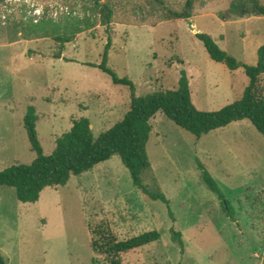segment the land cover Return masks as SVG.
<instances>
[{"label": "rangeland", "instance_id": "rangeland-1", "mask_svg": "<svg viewBox=\"0 0 264 264\" xmlns=\"http://www.w3.org/2000/svg\"><path fill=\"white\" fill-rule=\"evenodd\" d=\"M186 1L0 0V171L36 159L24 127L29 107L51 155L75 120L88 118L99 137L124 119L133 98L176 90L182 72L200 111L240 100L249 85L244 68L213 61L196 35H210L240 64L256 66L264 16L224 20L233 4L249 0H196L191 19H175ZM109 39L108 66L134 83V95L91 66L102 64ZM151 124V171L143 181L150 190L160 186L170 206L148 199L119 156L45 189L36 204L0 186V252L7 264H109L91 247V232L103 221L120 241L161 234L159 242L124 255V264H264V136L248 120L201 139L163 113ZM199 163L233 206L235 221ZM173 230L182 233L184 251Z\"/></svg>", "mask_w": 264, "mask_h": 264}, {"label": "trees", "instance_id": "trees-1", "mask_svg": "<svg viewBox=\"0 0 264 264\" xmlns=\"http://www.w3.org/2000/svg\"><path fill=\"white\" fill-rule=\"evenodd\" d=\"M94 1L99 4L101 0ZM195 1L187 0L184 11L173 13L172 16L177 20L191 19ZM252 16H264V6L259 0L233 4L223 15V19L237 20ZM107 19L110 20V15H107ZM196 37L205 46L213 61L226 64L231 71L244 68L249 85L240 100L219 111H200L192 102L189 80L186 73L182 72L176 90L133 98L124 119L99 137L93 134L88 118L75 120L71 130L57 140L56 149L51 155L45 154L39 140L37 124L40 118L35 108L29 107L24 118V127L36 159L32 164H19L0 171V186L16 189L18 200L22 203L36 204L45 189L66 186L73 176H82L99 164L119 156L129 170L134 185L148 199L170 206V200L160 186L150 190L143 181V174L151 171L147 146L153 130L151 121L158 113H163L177 126L198 139L244 120L250 121L264 136V45L258 50L257 65L249 66L240 64L223 51L210 35L198 33ZM111 47L112 41L109 39L102 64L91 66L107 74L114 85L128 87L134 95V83L129 78H120L108 66ZM199 167L207 187L218 196L224 213L235 221L233 206L227 201L219 184L202 163H199ZM171 215L174 217L173 213ZM91 234L92 250L106 256L109 264H124V255L157 243L161 239V234L154 230L120 241L111 226L104 221L93 229ZM173 241L184 251L182 233L173 230ZM0 264H7L1 252Z\"/></svg>", "mask_w": 264, "mask_h": 264}, {"label": "water", "instance_id": "water-1", "mask_svg": "<svg viewBox=\"0 0 264 264\" xmlns=\"http://www.w3.org/2000/svg\"><path fill=\"white\" fill-rule=\"evenodd\" d=\"M190 29H191L193 32H196V33H197V30H196L195 26L190 25Z\"/></svg>", "mask_w": 264, "mask_h": 264}, {"label": "built area", "instance_id": "built-area-1", "mask_svg": "<svg viewBox=\"0 0 264 264\" xmlns=\"http://www.w3.org/2000/svg\"><path fill=\"white\" fill-rule=\"evenodd\" d=\"M37 14V13H36ZM39 14V13H38Z\"/></svg>", "mask_w": 264, "mask_h": 264}]
</instances>
